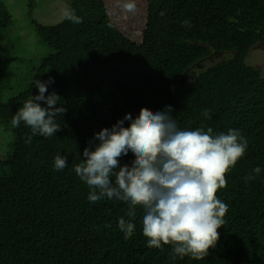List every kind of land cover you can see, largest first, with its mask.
Returning a JSON list of instances; mask_svg holds the SVG:
<instances>
[{
    "label": "trees",
    "instance_id": "1",
    "mask_svg": "<svg viewBox=\"0 0 264 264\" xmlns=\"http://www.w3.org/2000/svg\"><path fill=\"white\" fill-rule=\"evenodd\" d=\"M68 7L82 23L31 20L41 44L53 52L8 101L1 93L14 59L0 44V122L13 135L11 150L0 156V264H264V75L245 62L264 40V0H146L139 41L115 25L103 0H69ZM12 23L0 0V31ZM212 52L229 54L188 73ZM50 77L48 93H57L67 109L57 117L61 129L27 143L31 130L23 122L14 128L12 115L37 94L34 81ZM166 106L181 129H238L247 140L245 154L226 173V187L216 193L228 205L225 225L200 260H173L170 245L149 248L139 207L136 231L126 240L117 223L127 219L128 205L107 198L90 203V189L73 167L85 147L98 143L93 134L101 128L125 113L135 118L141 107L155 112ZM57 154L68 160L60 171L54 168ZM132 159L129 151L119 162ZM256 166L261 172L246 182Z\"/></svg>",
    "mask_w": 264,
    "mask_h": 264
},
{
    "label": "clouds",
    "instance_id": "2",
    "mask_svg": "<svg viewBox=\"0 0 264 264\" xmlns=\"http://www.w3.org/2000/svg\"><path fill=\"white\" fill-rule=\"evenodd\" d=\"M123 7L128 12L136 9L132 2ZM63 17L82 23L71 7L65 8ZM182 24L191 26L189 20ZM53 82L51 77L46 82L35 80L37 94L29 95L12 115L14 128L23 122L31 130L27 143L33 136L48 138L61 129L57 117L67 109L57 93H48V84ZM171 111V106L155 112L141 107L135 118L125 113L111 128L103 127L93 134L98 143L91 149L85 147L83 159L73 167L90 189V203L107 198L128 205L127 219L121 216L117 223L126 240L136 231L134 219L139 207L143 209L141 231L149 248L170 245L171 259L191 256L200 260L215 247L217 229L225 225L228 205L216 193L226 187V173L245 154L247 140L238 129L226 133H214L211 127L181 129ZM125 120L129 121L126 127ZM129 151L134 159L120 164L119 158ZM67 164L66 155L54 157L56 171ZM260 172L259 166L254 167L245 181L255 179Z\"/></svg>",
    "mask_w": 264,
    "mask_h": 264
},
{
    "label": "rangeland",
    "instance_id": "3",
    "mask_svg": "<svg viewBox=\"0 0 264 264\" xmlns=\"http://www.w3.org/2000/svg\"><path fill=\"white\" fill-rule=\"evenodd\" d=\"M3 2L13 17V23L0 31V44L14 59L6 71L1 93L2 100L8 101L26 89L41 59L53 52V49L41 44L31 20L34 19L44 25L61 21L69 0H3ZM126 2L136 5L134 12L124 9L123 5ZM103 3L108 17L115 25L130 39L139 41L146 21V0H103ZM228 54L212 52L206 60L193 65L188 73H195ZM245 62L258 68L261 75H264V44H256L249 51ZM186 80L183 76L182 82ZM12 140L11 130L0 122V156L11 150Z\"/></svg>",
    "mask_w": 264,
    "mask_h": 264
},
{
    "label": "flooded vegetation",
    "instance_id": "4",
    "mask_svg": "<svg viewBox=\"0 0 264 264\" xmlns=\"http://www.w3.org/2000/svg\"><path fill=\"white\" fill-rule=\"evenodd\" d=\"M256 44H264V40H262V41H258ZM255 44V45H256ZM254 45V46H255ZM254 46L251 48V50L254 48ZM256 68V67H255ZM258 69V68H257ZM261 72V71H260ZM186 79V76L184 75V80Z\"/></svg>",
    "mask_w": 264,
    "mask_h": 264
}]
</instances>
